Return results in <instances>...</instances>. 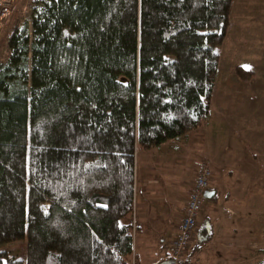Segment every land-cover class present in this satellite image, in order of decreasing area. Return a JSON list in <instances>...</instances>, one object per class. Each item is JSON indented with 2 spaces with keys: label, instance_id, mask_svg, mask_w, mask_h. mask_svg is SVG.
Here are the masks:
<instances>
[{
  "label": "trees",
  "instance_id": "obj_1",
  "mask_svg": "<svg viewBox=\"0 0 264 264\" xmlns=\"http://www.w3.org/2000/svg\"><path fill=\"white\" fill-rule=\"evenodd\" d=\"M232 4H34L0 64V246L26 238L0 264H128L136 149L207 119Z\"/></svg>",
  "mask_w": 264,
  "mask_h": 264
},
{
  "label": "rangeland",
  "instance_id": "obj_2",
  "mask_svg": "<svg viewBox=\"0 0 264 264\" xmlns=\"http://www.w3.org/2000/svg\"><path fill=\"white\" fill-rule=\"evenodd\" d=\"M39 1L17 0L0 35V64L5 63L9 55V34L16 27L29 28L32 8ZM218 51L209 115L199 128L176 142V160L165 159L164 167L158 168L162 171L160 196L166 200L162 206L164 212L176 209L174 214L180 216V189L193 179L195 171L197 176L201 166H208L213 173L211 190H215V195L204 200L197 233L200 234L208 222L217 230L219 222L215 221L228 219L221 225V234H224L216 237H228L225 230L230 226V237L242 241L245 250L248 243L256 242V255L251 258L245 255L241 259L242 264H255L264 257V0H233L229 28ZM237 68L252 76L241 78L236 73ZM181 145L183 150H180ZM154 153L157 154V150ZM144 154L139 152L136 159L135 184L137 181L139 186L150 172ZM134 204L136 208V189ZM222 206L233 213H221ZM133 218L134 209L132 223ZM198 247L199 240L195 239L189 247L190 252ZM216 248L220 247L206 246L197 256V263L192 264H215ZM162 249L171 251L168 240ZM0 254L25 261L26 238L1 245ZM130 261L128 263L135 264L133 259Z\"/></svg>",
  "mask_w": 264,
  "mask_h": 264
},
{
  "label": "crops",
  "instance_id": "obj_3",
  "mask_svg": "<svg viewBox=\"0 0 264 264\" xmlns=\"http://www.w3.org/2000/svg\"><path fill=\"white\" fill-rule=\"evenodd\" d=\"M182 137V136H181ZM178 137L176 139L167 141L161 144L158 147H155L151 150H140L136 149L135 152V177L137 179V168H136V159L138 157V153H145L148 168L150 172L148 173V177L141 181L140 186L137 181L135 184L136 189V208L134 204V232H133V254L128 259V262L133 259L135 264H160L165 261V258L168 257L171 251H165L162 249L164 244L167 243L171 245V241L174 235L177 232L178 224L184 214V206L188 199V195L191 191L192 184L196 178V171L194 173L193 179L185 182L184 187L180 189V200L181 205L179 207L180 216L175 215L174 211L171 208L168 209V212H164L163 205H165L166 200L162 199L160 196L161 189L159 188V180L161 178V172L158 170L159 167L162 166V162L165 159H174L176 160V142L181 138ZM166 145V146H163ZM180 147V146H179ZM178 147V150H179ZM183 150L184 147L181 145L180 150ZM157 150V154L154 151ZM142 151V152H141ZM167 152V153H163ZM173 152V153H171ZM147 153V154H146ZM156 157V161L154 158ZM213 187L210 188L209 191L213 192ZM215 189V188H214ZM215 193V190H214ZM134 200H135V192H134ZM157 205H155V204ZM160 206V207H159ZM167 213V217H166ZM221 213H233L229 208L224 206L221 207ZM226 221H222L218 218L215 222H219L218 229L214 228L209 224V222L205 225V227L212 232V239L210 242L201 245L197 248V250L193 253L190 252V248L187 251L184 257V262L182 261L180 264H192V262L197 263V256L200 254L201 250L208 245H216L220 248H216V255L218 256L215 260V264H242L241 259L246 257L251 258L254 254L256 255L255 243H248L246 250L245 245L242 241H236L230 237L231 227H228V230H225V233L228 237L220 239L221 235V225L222 222L226 223L228 219H223ZM236 221V220H235ZM166 226V228H165ZM198 229V228H197ZM196 230L195 237L192 240V243L195 239H198L199 242L202 240L201 235L197 233ZM219 235L217 238L216 235ZM217 238V239H216ZM191 243V244H192ZM135 244L137 247H135ZM142 249V250H141ZM257 249V248H256ZM152 250V252H150ZM214 256V255H213ZM189 257V258H187ZM188 260V263H187Z\"/></svg>",
  "mask_w": 264,
  "mask_h": 264
},
{
  "label": "built area",
  "instance_id": "obj_4",
  "mask_svg": "<svg viewBox=\"0 0 264 264\" xmlns=\"http://www.w3.org/2000/svg\"><path fill=\"white\" fill-rule=\"evenodd\" d=\"M16 3L17 0H0V35L5 30L16 8ZM212 176L213 173L208 166H201L192 184L184 206L183 217L179 221L177 232L171 242V252L166 258V260L174 261V264L182 262L195 237L205 200L204 194L211 188Z\"/></svg>",
  "mask_w": 264,
  "mask_h": 264
},
{
  "label": "water",
  "instance_id": "obj_5",
  "mask_svg": "<svg viewBox=\"0 0 264 264\" xmlns=\"http://www.w3.org/2000/svg\"><path fill=\"white\" fill-rule=\"evenodd\" d=\"M213 195H214V192L207 191V192H205L204 197H205V199H210ZM160 264H174V261L165 260V261L161 262Z\"/></svg>",
  "mask_w": 264,
  "mask_h": 264
}]
</instances>
